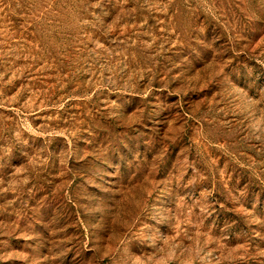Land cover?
<instances>
[{"label": "rangeland", "instance_id": "374dc122", "mask_svg": "<svg viewBox=\"0 0 264 264\" xmlns=\"http://www.w3.org/2000/svg\"><path fill=\"white\" fill-rule=\"evenodd\" d=\"M0 264H264V0H0Z\"/></svg>", "mask_w": 264, "mask_h": 264}]
</instances>
